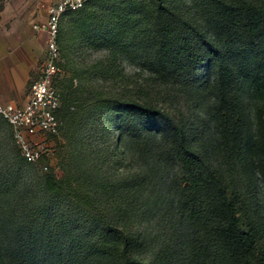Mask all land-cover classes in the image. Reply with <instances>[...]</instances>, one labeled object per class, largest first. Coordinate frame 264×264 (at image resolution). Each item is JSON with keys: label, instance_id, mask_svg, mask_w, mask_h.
<instances>
[{"label": "rangeland", "instance_id": "374dc122", "mask_svg": "<svg viewBox=\"0 0 264 264\" xmlns=\"http://www.w3.org/2000/svg\"><path fill=\"white\" fill-rule=\"evenodd\" d=\"M38 1L41 0H0V20H5L11 13H22L41 27L45 15L39 21ZM235 1L246 3L264 16V0ZM103 2L94 6L98 12H103ZM185 3L190 5V1ZM178 14L185 19L187 16L198 18V11L188 13L184 7ZM202 15L198 24L192 25L191 21L186 26L178 25V35L171 39L157 35L160 27L153 15L137 11L135 18L126 25L125 30L129 33L121 42L125 46L122 50L107 41L96 40L97 35L93 36L96 41L92 40L89 32L95 28L90 30L75 24L86 18L85 13L62 22L65 42L60 48V79L67 84L73 78L75 86L82 85L85 94L73 104L72 117L65 120V129L59 137L37 136L35 141L43 143L47 150V155L38 164L24 160L10 127L0 117V234L4 242L13 243L20 228L31 227L38 239L40 231H45L65 249L78 240L77 237L87 238V242L75 250L80 248L81 257H90L93 251L85 248L87 244L92 245V237L86 232L89 225L84 224L96 217L106 216L110 210L123 209L124 220L135 236V259L148 264L162 263L168 253L166 246L171 237L172 224L177 218L179 195L186 184L183 183L179 194L178 183L187 176L181 173L178 161L173 163L171 159L169 162L164 159V144L167 143L162 135L146 146L140 134L126 133L120 129L117 110L126 99L165 110L183 124L189 130L190 145L205 162L203 173L235 189L246 204L254 202L260 215H255L252 208H249L248 214L264 222V185L254 173L247 149L255 130V112L264 102L249 81H244L238 100L240 119L228 125L223 119L222 106L213 98V90L201 82H195L196 75L210 74L209 64L202 65L195 60L186 67L187 72L174 75L172 57H162L156 53L154 58L149 53V48H157L161 42H165L169 45V51L176 52L182 47L180 52L184 53V57L194 55L197 58L205 54V47L197 44V39L193 38L196 30L202 29L216 40H220V35L225 31L211 25L209 20L212 13L207 11ZM168 17L169 14L165 12L164 18ZM163 22L168 24L166 19ZM93 23L97 24L94 20ZM6 25L14 27L13 22ZM99 28L100 25L97 26ZM120 31L123 32L121 28ZM188 31L190 34L186 36H192L189 44L183 34ZM77 35H82L83 39L72 41ZM46 39L45 34L40 36L42 51L37 67L31 74L28 93L31 84L38 79L45 60ZM172 44L176 47H170ZM185 48L188 51H183ZM220 49L227 60L235 58L239 65L252 52L249 41L226 38L220 42ZM112 56L115 59V63L111 60L114 68L112 76H104L102 67L94 69L93 66L100 62L108 65V59ZM154 61L155 64H152ZM88 101L89 105H86ZM94 101L102 104L92 108ZM51 171L59 179L65 172L71 174L74 184L86 194L89 203L86 213L71 205L67 196L50 197L45 193V178ZM175 178L179 180L175 181ZM120 179L125 182L124 188L126 192L129 190L128 194L104 192V184L112 185ZM67 253L71 254L72 251ZM76 260L69 261V264H80ZM84 262L115 264L94 257Z\"/></svg>", "mask_w": 264, "mask_h": 264}, {"label": "trees", "instance_id": "16d2710c", "mask_svg": "<svg viewBox=\"0 0 264 264\" xmlns=\"http://www.w3.org/2000/svg\"><path fill=\"white\" fill-rule=\"evenodd\" d=\"M101 1L95 0L85 9L68 15L66 19L85 13L86 18L75 24L82 28H95L89 32L92 40L107 41L118 50L125 47L121 44L129 33L125 28L135 18L137 11L153 15L160 27L157 35L160 38L171 37V39L178 35V25L186 26L191 21L192 25L198 24L204 16L202 13L205 14L207 11L212 13L209 22L214 28L219 27L225 33L220 35V41L216 38L212 39L202 29L196 30L193 38L197 39V44L205 47V54L197 58L194 55L184 57V53L180 52L182 47L176 52L169 51V45L165 42H161L157 48H149V53L154 58L156 53L159 56L163 55L162 57H172L174 75L187 72L186 67L195 60L202 65L209 64L210 74L196 75L195 82H201L203 86L213 90L215 94L213 98L222 106L223 119L228 125L240 119L241 108L238 100L240 86L244 81H249L254 92L264 102V16L256 13L254 8L248 7L246 3L235 0H103L104 10L98 12L94 6ZM186 1H190V5L185 3ZM183 7L188 13L191 10L198 11V18L180 17L178 13ZM165 12L169 14L168 18H164ZM163 19H166L168 24H165ZM93 20L97 24H94ZM123 23L125 25L122 26ZM96 25H100V28L97 29ZM62 28L63 24L58 40L60 48L65 42ZM183 34L187 44L191 43L192 36H186L190 32ZM95 35H97L96 40L93 39ZM79 38L83 39V36L77 35L71 40ZM225 38L240 42L249 41L252 52L245 56L242 65H239L235 58L231 61L226 59L227 56L220 49V42ZM170 47L176 46L172 44ZM183 51L188 49L185 48ZM111 60L115 63L112 56L108 59V65L100 62L93 67L94 69L102 67L104 76H112L114 68ZM152 64H155V61ZM57 87L62 100L58 113L61 123L59 135H61L65 129V120L72 117L73 104L85 94V90L82 85L75 86L73 78L67 84L61 79L58 80ZM90 101L85 104L89 105ZM100 104L102 102L94 101L92 108ZM117 114L121 122L120 129L126 133L140 134L146 146L152 139L162 135L164 142L169 144H164V159L168 162L171 159L173 163L178 161L181 173L187 176L184 181L178 183L180 194V188L186 182L179 195L177 218L172 224L171 237L166 246L168 253L161 264L164 262L165 264H264V222L261 218L256 219L248 214L249 208H252L255 215H260L258 207L255 208L254 202L246 204L235 189L203 173L205 162L202 155L190 145L189 130L165 110L145 106L133 100H124ZM247 149L252 159L254 173L264 185V104L255 112V130L247 143ZM175 179V181L179 180ZM124 186L125 182L120 179L112 185L104 184L103 190L112 195L128 194L129 190L126 192ZM45 189V193L50 197L67 196L71 205L82 213H86L89 209L86 194L74 184L70 173H63V177L59 179L54 171H51L46 175ZM122 211L123 209L110 210L106 216L96 217L84 224L89 225L86 232H89L90 238L92 237V245L87 244L85 248L93 251L91 258L81 257L80 248L75 250L77 246H83L87 238L77 237L78 240L71 242L67 246L68 249H65L58 240L48 236L45 231H40V239H38L31 227H23L17 232V238L13 243L4 242V237L0 234V264H69V261L76 259L80 264H85L86 259L93 257L109 260L115 264H148L135 259V236L129 230ZM73 243L76 245L73 246ZM68 251L72 253L68 254Z\"/></svg>", "mask_w": 264, "mask_h": 264}, {"label": "built area", "instance_id": "2783aa9c", "mask_svg": "<svg viewBox=\"0 0 264 264\" xmlns=\"http://www.w3.org/2000/svg\"><path fill=\"white\" fill-rule=\"evenodd\" d=\"M95 0H43L40 9L45 22L34 28L46 35L45 60L37 80L29 89L25 105L0 104V117L9 125L22 157L38 164L47 154L43 143L36 142L39 134L59 137L61 123L58 113L62 106L57 82L62 75L59 35L62 22ZM47 170V168H45Z\"/></svg>", "mask_w": 264, "mask_h": 264}, {"label": "crops", "instance_id": "0c3cea01", "mask_svg": "<svg viewBox=\"0 0 264 264\" xmlns=\"http://www.w3.org/2000/svg\"><path fill=\"white\" fill-rule=\"evenodd\" d=\"M42 1H38L39 5ZM37 9L41 21L44 13L39 7ZM10 22L14 27H7L6 23ZM44 22L42 20L40 25ZM36 25L39 23L22 13H11L0 20V104L23 106L28 101L27 86L37 67L42 51L40 36L44 34L34 28Z\"/></svg>", "mask_w": 264, "mask_h": 264}]
</instances>
